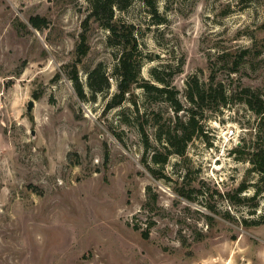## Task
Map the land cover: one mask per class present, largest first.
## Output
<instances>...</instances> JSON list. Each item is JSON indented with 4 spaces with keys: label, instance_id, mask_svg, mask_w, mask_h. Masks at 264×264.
Here are the masks:
<instances>
[{
    "label": "rangeland",
    "instance_id": "1",
    "mask_svg": "<svg viewBox=\"0 0 264 264\" xmlns=\"http://www.w3.org/2000/svg\"><path fill=\"white\" fill-rule=\"evenodd\" d=\"M156 6L131 0L114 17L134 27L140 76L158 68L172 82L178 113L138 85L132 101L108 106L121 47L85 22L87 0H0V264H264V183L249 160L264 145V112L244 91L264 104V0ZM99 64L109 86L92 92ZM211 75L226 104L204 106L184 153L156 163L167 153L159 127L188 119V80Z\"/></svg>",
    "mask_w": 264,
    "mask_h": 264
},
{
    "label": "trees",
    "instance_id": "2",
    "mask_svg": "<svg viewBox=\"0 0 264 264\" xmlns=\"http://www.w3.org/2000/svg\"><path fill=\"white\" fill-rule=\"evenodd\" d=\"M89 3V12L86 16L85 22L88 23L90 19L98 21L103 27L107 28L110 32L109 41L111 44L119 45L121 47V53L118 57V63L115 67L118 80V91L114 94L112 101L108 104L109 107L119 105L125 98H130L131 89L134 85L142 87L147 93H155L158 95L166 96V99L171 102L174 110L178 113L183 109L182 103L178 98L177 91L172 86V82L160 75V69L154 68L151 71L152 80L144 79L140 76V69L142 66V60L138 55L137 39L132 24L126 25L121 21H115V10L127 8L131 0H87ZM145 2L152 11H157V0H142ZM29 22L35 28L40 29L42 25L47 24V20L39 15L31 16ZM87 37L85 34L81 35V42L78 46V54L80 57L87 53L88 47L86 46ZM170 75V74H169ZM71 78L75 81V86L78 95L85 97L84 87L79 80L78 73L73 70ZM88 85L92 92H99L109 86V79L106 71L103 69L102 64H99L88 75ZM245 101L255 111L261 115L264 112V104L257 102L259 97L251 91V89H245ZM186 98L190 103L188 108V119L180 124H177L173 130L167 129L164 131L159 127V133L157 140L164 145L167 149V153L153 154V160L156 163L166 162L168 154L174 151L178 154H183L188 142L200 131L199 124V111L206 105H224L227 102L226 91L223 85L217 84L214 86V75H211L210 83L206 84L200 82L196 76H193L187 82ZM254 101L258 104L255 108ZM133 103L136 102L133 100ZM141 132L145 133V128H141ZM235 151L244 153L243 146H237ZM250 161L253 163V169L258 171L261 176L260 180L264 183V145L256 144L249 152ZM242 185L240 189H244ZM212 219L211 216H209ZM264 223L257 222V224ZM144 238L149 237L148 229L142 232Z\"/></svg>",
    "mask_w": 264,
    "mask_h": 264
},
{
    "label": "water",
    "instance_id": "3",
    "mask_svg": "<svg viewBox=\"0 0 264 264\" xmlns=\"http://www.w3.org/2000/svg\"><path fill=\"white\" fill-rule=\"evenodd\" d=\"M34 100H29L27 104V109L30 111L34 106Z\"/></svg>",
    "mask_w": 264,
    "mask_h": 264
},
{
    "label": "built area",
    "instance_id": "4",
    "mask_svg": "<svg viewBox=\"0 0 264 264\" xmlns=\"http://www.w3.org/2000/svg\"><path fill=\"white\" fill-rule=\"evenodd\" d=\"M234 133H235V129H234V128H231V129L229 130V134L232 135V134H234Z\"/></svg>",
    "mask_w": 264,
    "mask_h": 264
}]
</instances>
